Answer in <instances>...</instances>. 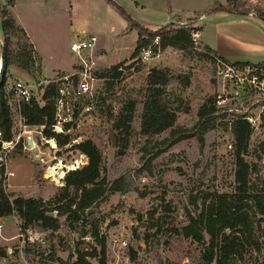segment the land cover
Listing matches in <instances>:
<instances>
[{"label": "rangeland", "instance_id": "374dc122", "mask_svg": "<svg viewBox=\"0 0 264 264\" xmlns=\"http://www.w3.org/2000/svg\"><path fill=\"white\" fill-rule=\"evenodd\" d=\"M113 1L134 21L157 30L170 23L177 27L196 25L199 18L195 19V13L207 9L215 0ZM241 1L245 9L264 16V0ZM3 4L4 0H0V62L4 49ZM11 11L29 39L19 33L9 35L8 90L23 81L32 86L34 98L44 104V86L66 72L62 70L70 72L77 64L71 43L89 34L98 37L97 56L106 52L101 60L104 64L99 60L101 70L119 63H124V68L112 83L95 85L94 97L90 91H81L71 99V111L63 116L72 114V121L64 133L56 131L70 137L64 146L57 144L50 127L23 125L11 106L14 141L18 143L11 144L6 171L0 172V178L12 199L56 198L70 167L87 164V156L76 148L86 140L102 152L104 175L111 190L83 214L81 221L71 224L66 216L60 217L55 231L40 227L22 230L23 222L17 214L0 217V264H70L78 252L89 253L91 264H205L203 252L208 236L199 242L175 229L188 223L189 213L202 208L206 193L234 191L237 165L230 122L238 116L252 119L253 132L246 154L249 179L254 189L264 190V104L258 96L225 82L215 62L199 55L205 49L198 36L194 46L166 47L146 62L132 58L138 31L130 30L126 18L107 0H19ZM246 16L229 14L230 23L225 19L214 24L222 30L239 32L250 19L255 20ZM236 17L246 18L243 24H237L241 20L234 22ZM200 23H207V32L212 29L210 19ZM26 44L34 51L36 61L31 70L20 66L26 59L21 58ZM153 68L166 69L169 75L164 97L177 119L173 127L147 136L142 132V112L146 78ZM219 96L224 102H217L215 116L197 125L199 109L210 97L218 100ZM130 101L137 104L128 112L125 106ZM126 113L132 120L130 142L124 148L118 145L114 122ZM195 199L197 204H193ZM83 227L88 231L86 237L81 236ZM95 227L97 237L91 235ZM102 241L106 245L104 256ZM259 242L261 252L253 253L245 262L232 260L230 264H264V238L259 237Z\"/></svg>", "mask_w": 264, "mask_h": 264}, {"label": "trees", "instance_id": "16d2710c", "mask_svg": "<svg viewBox=\"0 0 264 264\" xmlns=\"http://www.w3.org/2000/svg\"><path fill=\"white\" fill-rule=\"evenodd\" d=\"M120 12L128 21L129 29L138 31V44L133 52L132 58H136L143 47L149 45L154 37L159 36L162 49L166 47L186 48L196 43L193 34L200 28L195 25L162 26L157 30H151L140 23L134 21L125 9L113 0H107ZM225 2V3H224ZM215 0L204 11L196 12L195 19L209 12L223 11L229 14H249L250 10L245 9L241 0ZM16 0H4L1 8L2 27L4 32V75L0 74V151L4 142L13 141L14 119L10 105V90L7 86V67L9 65L8 43L11 33H19L27 41L29 36L26 31L17 23L12 15L11 9ZM261 16V15H260ZM31 45V44H30ZM26 44L22 49V59L26 58L20 66L26 70H31V66L36 62L32 54L34 51ZM204 55L215 62L218 56L209 48H204ZM220 57V56H218ZM221 59L225 60L223 57ZM227 61V60H225ZM134 64V63H133ZM235 64H251L248 62ZM124 63L116 64L108 69L102 70L100 76L105 81L112 83L119 78L123 72ZM131 66V65H129ZM128 68V67H127ZM40 69V67H39ZM104 81V82H105ZM169 81L166 69L153 68L146 78L147 95L143 102L142 112V132L144 135L152 136L161 133L174 126L177 115L165 101V89ZM58 95L56 83L49 82L44 86L42 100L44 104L38 102L34 97L29 103L23 102L20 106V114L25 119L27 125L50 127L53 137L60 146L70 142L68 135L56 133L53 125L56 124L55 99ZM136 101H130L125 106L127 111L135 110ZM217 100L210 97L208 101L199 109V120L197 125L211 120V116L217 113ZM125 109V110H126ZM131 115L124 114L114 122L117 130L118 145L126 148L130 142L129 122ZM70 124L68 123L67 126ZM230 126L234 133V153L236 157L235 189L230 193L213 191L205 194L202 208L195 214H188V223L175 232L185 237H192L197 241H203L205 235L209 242L203 252L205 264H230L232 260L245 262L247 257L262 251L259 237L264 238V190H256L252 187L249 179L250 165L246 160L250 138L253 132L252 123L244 116L232 119ZM43 132L47 133L48 129ZM203 141V139H201ZM76 148L88 158L86 165L70 169L63 178V185L59 188V193L53 200L45 201L42 198H26L17 196L12 199V195L7 191L4 179L0 178V217H7L17 214L22 220L21 228L40 227L42 230H58L59 218L66 216L67 220L73 222L81 221L83 214L103 199L108 191V180L104 175V157L102 152L91 140L82 141L76 144ZM6 171V165H2L0 172ZM116 188L114 190H118ZM54 205H53V203ZM193 204H197L196 199ZM57 212V215H51ZM82 230V237L88 235V231ZM92 236L97 237L96 227ZM106 252L105 242L101 243V254ZM134 255V253H133ZM89 253L78 252L74 261L70 264H91L88 260Z\"/></svg>", "mask_w": 264, "mask_h": 264}, {"label": "built area", "instance_id": "2783aa9c", "mask_svg": "<svg viewBox=\"0 0 264 264\" xmlns=\"http://www.w3.org/2000/svg\"><path fill=\"white\" fill-rule=\"evenodd\" d=\"M194 40L197 36L193 34ZM98 37L95 34H89L86 37H78L77 40L71 43V50L76 54L77 64L73 67L72 71L63 73L51 80L56 83L58 87V95L55 99L56 105V124L53 125V130H60L64 133V129L69 122L72 121V114L63 116L66 112L71 111L70 101L76 93L90 91L94 97L95 85L104 82L105 78L100 76L101 65L96 54ZM196 42V40H195ZM162 52V46L159 36L153 38L151 43L142 48L137 60L146 62L149 59L158 56ZM215 64L220 73L224 76V81L230 84L233 88H238L246 94H254L258 96L257 99L264 104V63H251V64H235L215 56ZM10 90V105L15 107V112L23 125L25 119L20 114L21 103L31 101L34 97L32 93V86L23 81H17ZM13 102L14 105L11 103ZM217 102L221 104L224 102L222 96L218 97ZM87 110L91 108L86 107ZM74 114V112L72 111ZM250 122L251 117L244 116ZM15 140V139H14ZM4 142L2 150L0 151V167L7 164V153L11 144L16 145L18 141ZM12 145V147H14ZM0 228L2 224L0 223Z\"/></svg>", "mask_w": 264, "mask_h": 264}, {"label": "crops", "instance_id": "0c3cea01", "mask_svg": "<svg viewBox=\"0 0 264 264\" xmlns=\"http://www.w3.org/2000/svg\"><path fill=\"white\" fill-rule=\"evenodd\" d=\"M18 2L19 0H16V3L13 7H15ZM216 14H221V15L218 18L215 16ZM242 15H247L246 17L249 18H255V20L250 19V21L248 22V26L239 32L226 31L218 27L217 23L221 20L228 19L227 21L229 23L231 22L229 20V13L225 14L220 12H209L201 15L199 17V22H197V24L195 25V27L200 28V30L197 32L199 41L203 44L204 48H209L211 51H214L218 56L223 57L228 62L264 63V16H260L257 13H249ZM245 18L236 17V19L234 18V22H236L238 19L241 21L237 24H243L244 22L243 20ZM209 19L211 20L210 26L212 27V29H210L209 32H207L208 29L207 23L201 25L200 22ZM215 22H217L216 23L217 26H215L214 24ZM98 48L100 50L104 49V51H106L103 45H99ZM35 49L38 52L39 56L42 58L39 49H37L36 47ZM105 54L106 52L103 53L102 56H99L98 59L101 61L105 56ZM42 62L43 65L44 61L42 60ZM101 63L104 64L103 61H101ZM55 70L56 69H54L53 71ZM62 71L64 72L66 71L65 73L68 72L67 70H62ZM42 73L43 74L45 73L44 65L42 68Z\"/></svg>", "mask_w": 264, "mask_h": 264}, {"label": "water", "instance_id": "95a60500", "mask_svg": "<svg viewBox=\"0 0 264 264\" xmlns=\"http://www.w3.org/2000/svg\"><path fill=\"white\" fill-rule=\"evenodd\" d=\"M4 49H3V53H2V57H1V65H0V74H1V77H3L4 75ZM31 145H33V143L31 142ZM37 158L39 159V156H37Z\"/></svg>", "mask_w": 264, "mask_h": 264}, {"label": "bare ground", "instance_id": "6f19581e", "mask_svg": "<svg viewBox=\"0 0 264 264\" xmlns=\"http://www.w3.org/2000/svg\"><path fill=\"white\" fill-rule=\"evenodd\" d=\"M0 65H1V62H0ZM51 142V141H50ZM55 146V145H54ZM62 165V163H59V166H61ZM71 169H74V168H76L75 166H71L70 167ZM52 174V173H51ZM54 175V174H53ZM64 176V172L62 173V175H61V177H63Z\"/></svg>", "mask_w": 264, "mask_h": 264}]
</instances>
